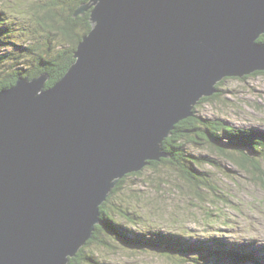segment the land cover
Instances as JSON below:
<instances>
[{
	"label": "water",
	"instance_id": "water-1",
	"mask_svg": "<svg viewBox=\"0 0 264 264\" xmlns=\"http://www.w3.org/2000/svg\"><path fill=\"white\" fill-rule=\"evenodd\" d=\"M66 75L0 91V264H69L125 176L225 79L264 72V0H90Z\"/></svg>",
	"mask_w": 264,
	"mask_h": 264
},
{
	"label": "rangeland",
	"instance_id": "rangeland-1",
	"mask_svg": "<svg viewBox=\"0 0 264 264\" xmlns=\"http://www.w3.org/2000/svg\"><path fill=\"white\" fill-rule=\"evenodd\" d=\"M49 2L53 0H0V11L9 20V28L16 29L9 36L19 44H30L32 32L23 30L22 25L37 28L40 18L47 14L42 6ZM16 45L0 43V55L18 50ZM10 65H0V79L10 72ZM15 65L16 70L25 67L18 59ZM220 89L217 99L198 107V114L222 120L237 129L264 131V75L228 79ZM189 150L196 156H208L219 162L220 167L207 164L202 168L213 175L220 196L205 193V201L194 200L190 197V185L180 180L176 172L162 167L159 173L147 169L139 177L128 178L126 189L112 197L116 203L132 202V210L142 217L138 219L141 225L136 226V232L178 235L183 242L181 258L169 257L159 248L138 250L114 243L119 248L116 253L101 252L104 264H235L226 258L227 254L213 257L212 253L221 248L248 251L257 257V264H264V188L252 174L227 159L218 158L207 149Z\"/></svg>",
	"mask_w": 264,
	"mask_h": 264
},
{
	"label": "trees",
	"instance_id": "trees-1",
	"mask_svg": "<svg viewBox=\"0 0 264 264\" xmlns=\"http://www.w3.org/2000/svg\"><path fill=\"white\" fill-rule=\"evenodd\" d=\"M89 1L53 0L45 7L42 6L46 9L47 14L40 18L37 28L31 29L22 25L23 30L32 32L33 39L28 45L19 44L17 39L9 36L10 31H16V29L9 28V20L6 19L5 13L0 11V43H7L8 46L17 44L15 48L18 49L9 52L14 58H10L9 54L0 55V65L11 64L10 72L4 75L5 78L0 79V91L15 85L20 77L35 79L42 74L49 75L46 83L47 89L66 75L75 63L74 52L79 43L92 29L90 13L75 17L79 7ZM41 31L45 33L41 34ZM258 42L264 43V35ZM24 45L25 47H23ZM17 59L25 63V67L21 70H16ZM257 75H264V72L253 74V76ZM245 79L246 77L243 78V80ZM226 80L218 84L217 94L202 99L194 110L195 115L177 124L172 135L164 141L163 147L170 157L162 158L160 161H151L142 171L129 174L120 180L108 200L101 206V224L96 226L92 238L75 257L70 259L69 264H104L101 252L113 251L116 253L119 248L114 246V243L138 250L159 248L169 257L177 258L176 256H179L181 258L182 254L179 251L182 250L183 242L178 235H167L161 232L148 235L136 232L134 229L141 225L138 223V219H142V217L132 210V202L116 203L117 201L114 202L112 197L126 189L128 178L139 177L147 169L159 173L162 167L176 172L180 180L190 185V197L194 200L205 201V193L220 196L217 192L219 187L214 182L213 175L203 171L202 168L207 164L220 167L219 162L211 160L208 156L201 157L192 154L189 150L190 147L207 149L218 158L227 159L241 170L252 174L264 188V131L237 129L222 120H211L198 114L200 105L219 97L220 87ZM247 252L240 249L234 251L221 248L214 251L212 255L214 257L222 255V253L223 255L227 254L226 257L235 264L242 262L257 264L259 262L257 257L255 258L252 253ZM186 254L191 256L190 252Z\"/></svg>",
	"mask_w": 264,
	"mask_h": 264
},
{
	"label": "clouds",
	"instance_id": "clouds-1",
	"mask_svg": "<svg viewBox=\"0 0 264 264\" xmlns=\"http://www.w3.org/2000/svg\"><path fill=\"white\" fill-rule=\"evenodd\" d=\"M231 79H236V78H231ZM227 80H228V79H227ZM217 86H218V85H217ZM200 102H201V101H200ZM200 102H199V103H200ZM197 106H198V105H197ZM197 106H196V107H197ZM196 107H195V108H196Z\"/></svg>",
	"mask_w": 264,
	"mask_h": 264
}]
</instances>
